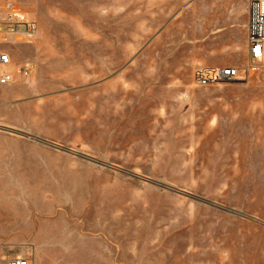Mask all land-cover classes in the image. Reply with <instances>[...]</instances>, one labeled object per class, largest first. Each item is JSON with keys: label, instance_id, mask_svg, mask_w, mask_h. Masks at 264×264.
Listing matches in <instances>:
<instances>
[{"label": "rangeland", "instance_id": "1", "mask_svg": "<svg viewBox=\"0 0 264 264\" xmlns=\"http://www.w3.org/2000/svg\"><path fill=\"white\" fill-rule=\"evenodd\" d=\"M14 4L36 30L0 42L15 75L0 86V257L264 264V59L249 56L247 0ZM197 65L245 77L198 85Z\"/></svg>", "mask_w": 264, "mask_h": 264}, {"label": "built area", "instance_id": "2", "mask_svg": "<svg viewBox=\"0 0 264 264\" xmlns=\"http://www.w3.org/2000/svg\"><path fill=\"white\" fill-rule=\"evenodd\" d=\"M248 23L247 43L249 56L254 60L264 59V0H247ZM36 30L34 21L15 9L14 0L4 1V15L0 18V41L7 36L26 40ZM11 58L5 51H0V86L14 80V73L7 69ZM17 72L24 78L30 73V67L23 65ZM193 81L198 85H207L217 82L237 81L245 77V72L232 65H197L192 71ZM0 264H32L26 256L0 257Z\"/></svg>", "mask_w": 264, "mask_h": 264}, {"label": "crops", "instance_id": "3", "mask_svg": "<svg viewBox=\"0 0 264 264\" xmlns=\"http://www.w3.org/2000/svg\"><path fill=\"white\" fill-rule=\"evenodd\" d=\"M4 1L5 0H0V18L4 15ZM11 38V40L12 41H14L16 38H14V37H10ZM9 39V38H8ZM2 41H4V40H2ZM1 42V41H0ZM2 45H1V43H0V51H5V52H7L9 55L11 54L10 53V51L9 50H7V49H4V48H2L1 47ZM11 51H12V49H11ZM12 55V54H11ZM2 68H1V66H0V70H1Z\"/></svg>", "mask_w": 264, "mask_h": 264}]
</instances>
